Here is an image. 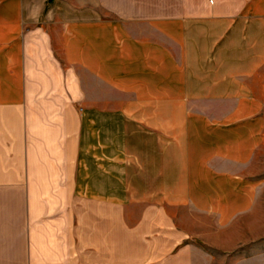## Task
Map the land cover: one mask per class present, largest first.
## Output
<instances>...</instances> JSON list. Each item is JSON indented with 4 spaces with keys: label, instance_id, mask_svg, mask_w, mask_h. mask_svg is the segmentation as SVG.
Wrapping results in <instances>:
<instances>
[{
    "label": "crops",
    "instance_id": "obj_1",
    "mask_svg": "<svg viewBox=\"0 0 264 264\" xmlns=\"http://www.w3.org/2000/svg\"><path fill=\"white\" fill-rule=\"evenodd\" d=\"M263 145L264 0H0V264L221 229Z\"/></svg>",
    "mask_w": 264,
    "mask_h": 264
},
{
    "label": "rangeland",
    "instance_id": "obj_2",
    "mask_svg": "<svg viewBox=\"0 0 264 264\" xmlns=\"http://www.w3.org/2000/svg\"><path fill=\"white\" fill-rule=\"evenodd\" d=\"M245 173L252 184L250 203L229 224L218 229L210 222L204 232L179 239L167 250L116 257L115 264H264V145Z\"/></svg>",
    "mask_w": 264,
    "mask_h": 264
}]
</instances>
